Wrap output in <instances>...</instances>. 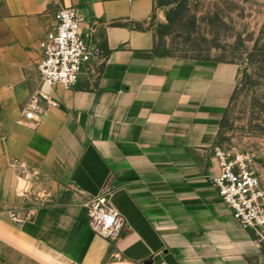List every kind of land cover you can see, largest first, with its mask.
<instances>
[{
    "label": "crops",
    "instance_id": "0c3cea01",
    "mask_svg": "<svg viewBox=\"0 0 264 264\" xmlns=\"http://www.w3.org/2000/svg\"><path fill=\"white\" fill-rule=\"evenodd\" d=\"M173 5L0 0V264H264L211 182L238 65L158 53L155 26ZM66 6L96 57L26 119L39 41ZM97 197L123 218L115 241L88 226Z\"/></svg>",
    "mask_w": 264,
    "mask_h": 264
},
{
    "label": "rangeland",
    "instance_id": "374dc122",
    "mask_svg": "<svg viewBox=\"0 0 264 264\" xmlns=\"http://www.w3.org/2000/svg\"><path fill=\"white\" fill-rule=\"evenodd\" d=\"M155 49L238 65L217 143L230 158H242L264 185V0H174L167 21L155 26ZM254 235L264 246V228Z\"/></svg>",
    "mask_w": 264,
    "mask_h": 264
},
{
    "label": "built area",
    "instance_id": "2783aa9c",
    "mask_svg": "<svg viewBox=\"0 0 264 264\" xmlns=\"http://www.w3.org/2000/svg\"><path fill=\"white\" fill-rule=\"evenodd\" d=\"M82 22L77 8L62 7L57 12L56 23L39 41L41 55L36 64L39 84L23 111L26 119L34 118L39 101L57 106L50 90L56 86L72 88L96 57L97 48L91 44L92 31L82 29ZM215 155L220 170L211 177V182L220 201L228 206L241 228L258 233L264 228V185L242 158H230L220 147H216ZM87 204L90 229L109 241L117 240L122 232V216L104 197ZM10 216L17 223L22 221L15 211Z\"/></svg>",
    "mask_w": 264,
    "mask_h": 264
},
{
    "label": "trees",
    "instance_id": "16d2710c",
    "mask_svg": "<svg viewBox=\"0 0 264 264\" xmlns=\"http://www.w3.org/2000/svg\"><path fill=\"white\" fill-rule=\"evenodd\" d=\"M162 55H165V54H162Z\"/></svg>",
    "mask_w": 264,
    "mask_h": 264
}]
</instances>
